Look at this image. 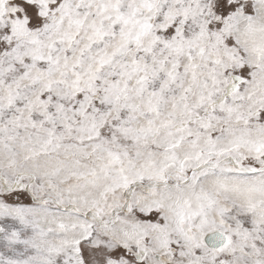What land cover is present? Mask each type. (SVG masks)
<instances>
[{"label":"snow or ice","instance_id":"6c2138e0","mask_svg":"<svg viewBox=\"0 0 264 264\" xmlns=\"http://www.w3.org/2000/svg\"><path fill=\"white\" fill-rule=\"evenodd\" d=\"M0 264H264V0H0Z\"/></svg>","mask_w":264,"mask_h":264}]
</instances>
